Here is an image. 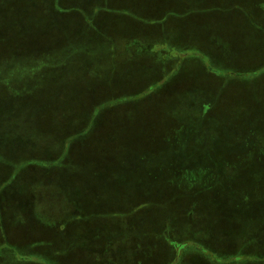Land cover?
<instances>
[{
  "label": "rangeland",
  "instance_id": "rangeland-1",
  "mask_svg": "<svg viewBox=\"0 0 264 264\" xmlns=\"http://www.w3.org/2000/svg\"><path fill=\"white\" fill-rule=\"evenodd\" d=\"M252 254L264 0H0V264Z\"/></svg>",
  "mask_w": 264,
  "mask_h": 264
},
{
  "label": "trees",
  "instance_id": "trees-1",
  "mask_svg": "<svg viewBox=\"0 0 264 264\" xmlns=\"http://www.w3.org/2000/svg\"><path fill=\"white\" fill-rule=\"evenodd\" d=\"M255 81H256V80H255ZM256 87H257V85H256ZM160 235H161V234H160ZM161 236H162V235H161ZM245 237H246V236H245ZM246 239L250 241L252 238L250 239V238H247V237H246ZM194 247H195V246H194ZM197 247H198V245H197ZM243 247H244V246H243ZM191 248H192V247H191ZM188 249H189V248H188ZM187 251H188V250H187ZM241 253H243V252H241ZM244 254H246V253H244ZM252 255H254V254H252ZM254 256H256V258H257V259H255L256 261L261 262V263L264 262V260L262 259V258H264V256H259V255H254ZM14 257H16V256H14ZM27 257H29V256H25V260L27 261L26 264H29V263H32V262H33L34 264H36V263L38 262V261H35L34 259L30 260V259H28ZM236 257H237V256H236ZM18 258H19V257H18ZM18 258H16V259H15V258H12V260H13V262H14L15 264H18V261H17ZM237 258H238V257H237ZM237 258L233 261L235 264H239L238 262H242L241 260H239V259H237ZM19 259H22V258H19ZM35 259H36V258H35ZM243 259H246V258L243 257ZM22 260H23V259H22ZM179 264H180V263H179Z\"/></svg>",
  "mask_w": 264,
  "mask_h": 264
}]
</instances>
